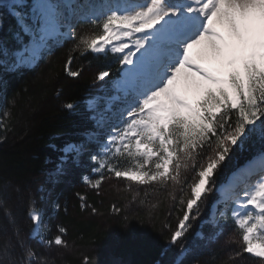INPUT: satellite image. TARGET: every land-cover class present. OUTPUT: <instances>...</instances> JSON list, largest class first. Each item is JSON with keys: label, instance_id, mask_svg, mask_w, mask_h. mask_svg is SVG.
Returning <instances> with one entry per match:
<instances>
[{"label": "snow or ice", "instance_id": "6c2138e0", "mask_svg": "<svg viewBox=\"0 0 264 264\" xmlns=\"http://www.w3.org/2000/svg\"><path fill=\"white\" fill-rule=\"evenodd\" d=\"M5 3L37 47L65 26L60 7L50 0H36L28 11L25 0ZM86 22L91 30L83 34L67 25V35L76 41L73 51L122 54L120 63L131 67L122 85L126 96L120 126L113 127L101 152L91 156L96 162L91 171L98 178L83 180L96 190L110 177L166 187L169 182L180 185L182 170L196 169L191 197L180 200L184 207L171 237L175 244L191 227L194 207L199 215L198 202L212 190L209 182L232 147L247 144L256 134L264 140V0H115ZM3 23L0 15V27ZM74 59L69 55L64 70L76 78L81 71L73 68ZM108 76L102 71L98 79ZM65 107L72 110L74 104ZM69 150L79 154L83 146ZM121 158L131 165L119 166ZM254 164L218 191L225 209L231 206L239 233L235 257L248 254L264 264V151ZM77 195L81 208H87L86 196ZM221 216L229 218L227 211ZM29 218L43 244L68 246L63 226H58L59 234L45 238L42 210L30 208ZM14 247L23 255L8 264H47L22 239L3 251L11 257Z\"/></svg>", "mask_w": 264, "mask_h": 264}, {"label": "trees", "instance_id": "16d2710c", "mask_svg": "<svg viewBox=\"0 0 264 264\" xmlns=\"http://www.w3.org/2000/svg\"><path fill=\"white\" fill-rule=\"evenodd\" d=\"M0 13L4 20L0 30V96H3L0 101L6 109L0 127L3 264H8L10 258L18 261L23 255L19 247L10 249L11 257L3 251L9 244L16 245L19 239L40 253L47 264H85V260L89 264H175L187 249L179 264H228L222 259L220 246L211 244L206 237H215L226 226L237 239L239 233L229 215L223 222L226 226L215 227L211 209L218 199V188L239 167L264 151L260 135L256 134L243 146L238 142L231 149L209 182L212 190L198 202L199 215L194 209L191 227L172 245L173 231L183 215L180 200L191 197L196 169L182 170L181 183L171 197L166 193L168 185L156 182L140 185L121 178L112 187L104 188L102 183L103 189L96 190L83 180L84 176L98 178L91 171L96 166L91 156L102 147L96 139L103 138L100 117L113 96V82L120 77L121 55L109 52L97 55L91 51L81 55L73 51L75 40L64 39L35 67L11 71V57L7 55L19 50L28 38L5 7L0 6ZM78 23L75 27L78 33L91 30L86 21ZM69 55L75 57L73 68L81 71L79 77H70L64 70ZM102 71L109 72V76L99 80ZM92 100L96 102L94 108L89 104ZM67 103H73L74 108L67 109ZM72 144L82 145L83 151L65 154V148ZM131 163L121 158L119 166ZM78 193L86 196L87 208H81ZM34 206L42 210L43 223L51 226L45 237L59 234L58 226H63L67 230L64 237L67 247H49L31 239L34 225L29 211ZM200 233L203 238L198 237ZM218 239L219 236L215 241ZM237 259L242 264H258L257 258L248 254Z\"/></svg>", "mask_w": 264, "mask_h": 264}, {"label": "rangeland", "instance_id": "374dc122", "mask_svg": "<svg viewBox=\"0 0 264 264\" xmlns=\"http://www.w3.org/2000/svg\"><path fill=\"white\" fill-rule=\"evenodd\" d=\"M86 1V2H84ZM50 0L51 3L58 5L63 13V23L65 24L64 27H62L60 29V33L49 37L45 43L43 45H41L40 47L36 46V42H35V38L33 37V35L31 34V32L29 31H25L21 25L18 26L20 28L21 33H23L24 36H27V40H25L24 42H22V47L17 50L15 53H13L11 56L7 55V57H11L10 61H9V70L11 71H19L21 69H25V68H33L35 67L43 58L49 56V53L51 52L52 49H54V46L57 43H63L61 42L64 39H71L67 33L69 31L67 25L71 24L74 28L76 26H78V21L79 20H84L86 21L87 16L93 14V13H99L101 10H103L105 7V0ZM74 2V3H73ZM101 2V3H100ZM108 2H115V0H108ZM132 2H138V0H132ZM25 3L28 5V8H25V11H28L31 8L35 7V3L36 0H25ZM70 4H74V8L76 10L73 9V7H69ZM104 4V6H103ZM0 6L5 7L8 11V7L6 6L5 0H0ZM88 9V12H83L84 9ZM85 9V10H86ZM82 11V12H81ZM10 12V11H9ZM81 12V13H80ZM11 14V13H10ZM1 15V13H0ZM17 22V20H16ZM29 23H31V21H29ZM76 29V28H75ZM1 30V27H0ZM137 36H139L140 34H136ZM129 44H131V40L128 41ZM133 51L135 50L134 47L132 49ZM126 52L128 51L127 49L125 50ZM94 54H104V53H95L92 52ZM108 53V52H107ZM111 53V52H109ZM114 54H118V53H114ZM122 55V54H119ZM137 55H139V53H137ZM6 62V61H4ZM8 62V60H7ZM121 66L123 67V70L125 69L124 65L121 64ZM131 66L128 67L127 65V70L125 71V76H123V72L122 75L120 76V79L116 80L113 83V96L109 98L108 104L106 106V112L102 113V116L100 118L101 126L100 129L102 130V132H100L103 136L102 139H98L96 138L101 146L103 147V145L106 143L108 136L110 134V132L112 131L113 127H118L120 126V120L122 119V117H120V112H122L124 110V97L126 96V92L123 90L122 85L124 84V82L126 81L128 74H129V68ZM3 96H0V99ZM90 107L94 108V106L96 105L95 100H92L89 102ZM111 113V114H110ZM6 114V109H5V105L3 106V104L0 101V127L1 124H3V117ZM97 136V135H96ZM95 136V137H96ZM98 137V136H97ZM70 146H74V145H69L65 148V154H72V153H76L74 151H70ZM102 147L99 151V153L102 150ZM235 148V146L232 147V149ZM256 161L253 160V162ZM96 164V162H94ZM252 162L246 163L245 165L239 167L237 169V171L235 172V174L233 176H231L227 182V184L232 181V179L234 177H239V174L242 173L244 170H246V168L248 166H252L251 164ZM256 165H253V167H255ZM116 179L115 177H110L109 179L105 180L103 183V187H112L116 184ZM125 184H129V182H126L125 180L123 181ZM87 184V183H86ZM225 184V185H227ZM90 184H87V186H89ZM103 187L100 188V190L103 189ZM223 187V186H221ZM219 187V189L221 188ZM90 188H92L90 186ZM176 188V185H173L171 182L168 183V188H167V194H170V197L174 195V190ZM128 190V189H127ZM130 191V190H129ZM217 195H218V200L216 202V204L214 205V207L212 208V213H211V217L213 219V222L215 223V227H221L222 226H226L224 225L225 223H223L225 221V219L221 216V213L227 211V213H230L231 211V206H229V208L226 210L224 205L221 203L220 200V192L217 190ZM191 196V193H190ZM173 199V198H171ZM195 209V207H194ZM30 219V218H29ZM19 220V219H18ZM45 226V232L44 235H46V233L51 230V226L48 223H43ZM186 234V233H185ZM185 236V235H184ZM183 236V237H184ZM219 236V239L217 241H215L217 239V237ZM31 239H37L38 242H41L40 238L35 236L33 234V231L31 232ZM198 237L203 238V234H198ZM216 237V238H215ZM215 237L213 238H207L206 240L211 241V244H214L216 246H220L219 248L222 250L223 253V258L224 261H226L228 264H233V261L238 260L237 257H235L234 253L238 250V239L236 237V235L231 232V230L229 229L228 226H226L224 229L222 228V231L220 233H218ZM46 238V237H45ZM42 243V242H41ZM45 245V244H44ZM173 245V243H172ZM189 250H185L183 251L177 258L176 263L179 264L182 260V258L186 255V253ZM175 263V264H176ZM114 264H119V262L114 263ZM238 264H242V262L238 261Z\"/></svg>", "mask_w": 264, "mask_h": 264}, {"label": "bare ground", "instance_id": "6f19581e", "mask_svg": "<svg viewBox=\"0 0 264 264\" xmlns=\"http://www.w3.org/2000/svg\"><path fill=\"white\" fill-rule=\"evenodd\" d=\"M173 2H178V0H173ZM79 21H81V20H79ZM124 67H125V69L123 70V76H125V71L127 70L126 68H127V65H124ZM129 67V66H128ZM125 83V82H124Z\"/></svg>", "mask_w": 264, "mask_h": 264}]
</instances>
